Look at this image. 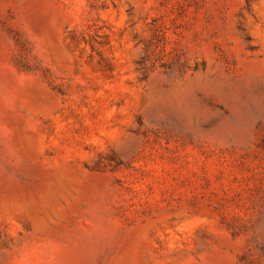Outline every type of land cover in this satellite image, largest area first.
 <instances>
[{
  "label": "rangeland",
  "instance_id": "rangeland-1",
  "mask_svg": "<svg viewBox=\"0 0 264 264\" xmlns=\"http://www.w3.org/2000/svg\"><path fill=\"white\" fill-rule=\"evenodd\" d=\"M0 264H264V0H0Z\"/></svg>",
  "mask_w": 264,
  "mask_h": 264
}]
</instances>
